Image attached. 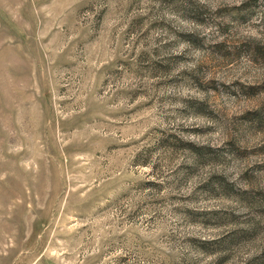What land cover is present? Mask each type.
Instances as JSON below:
<instances>
[{"label":"rangeland","instance_id":"1","mask_svg":"<svg viewBox=\"0 0 264 264\" xmlns=\"http://www.w3.org/2000/svg\"><path fill=\"white\" fill-rule=\"evenodd\" d=\"M0 264H264V0H0Z\"/></svg>","mask_w":264,"mask_h":264},{"label":"trees","instance_id":"2","mask_svg":"<svg viewBox=\"0 0 264 264\" xmlns=\"http://www.w3.org/2000/svg\"><path fill=\"white\" fill-rule=\"evenodd\" d=\"M255 50L259 52V51L263 50V48L260 46H256Z\"/></svg>","mask_w":264,"mask_h":264}]
</instances>
